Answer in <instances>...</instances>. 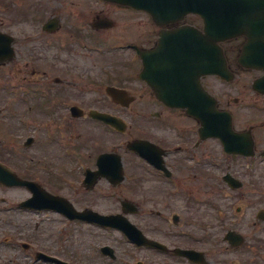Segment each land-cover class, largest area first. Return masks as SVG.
<instances>
[{
  "label": "flooded vegetation",
  "instance_id": "flooded-vegetation-1",
  "mask_svg": "<svg viewBox=\"0 0 264 264\" xmlns=\"http://www.w3.org/2000/svg\"><path fill=\"white\" fill-rule=\"evenodd\" d=\"M87 13H91V11L85 4L81 13L83 18ZM109 16L110 13L106 12L96 18L97 20L108 19ZM126 16L131 18V23L123 25L124 31L120 39L121 41H130L125 46L126 54L118 57L112 55L114 53L111 52L109 64L101 73V77L96 80L105 82L106 86L127 90L131 103L125 108L121 104L113 102L102 93L100 88L95 87L92 92L95 93V98L90 101L89 106L111 116L134 117V132L131 139L145 140L148 141V144L145 145L144 150L142 148L137 152H130L124 148L123 142L106 146L107 143L99 149L93 148L94 154L61 159L69 165L60 163L52 166L53 161L60 159L52 158L49 161L47 157H44L46 161L42 164V170L38 169L37 174H40L38 178H35L37 174L23 168L24 172L20 178L34 181L47 193L58 197L51 199L50 203L49 198L43 196L44 200H40L41 209L38 210H29L21 206L22 202L31 196L28 189L23 187L24 196H21L15 193L19 188L0 184V256H8V230L13 232V230L28 226L26 217L34 212L40 217L38 225L41 239L39 252L63 258L70 264H196L178 255L176 252L180 249L205 251L203 253L207 264H212L213 256H226L227 252L212 253L203 249L206 243H211L216 247L224 245L231 254H239L241 262L245 256H259L247 254L253 249L252 247H255L251 246V243H255L256 240L251 235L245 234L249 224H243L241 219L236 222L229 219L226 226H223V223L219 226L220 229L226 228L225 232L231 230L243 235L244 242L238 248L234 247L232 242L225 241L224 237L223 240L220 236L217 240L213 239L218 236L215 232L213 234L203 233V215L200 211H203L204 204L198 197V193L204 187L199 183L198 178L200 162L214 161L221 155L225 158L234 155L225 154L218 139L202 138L199 133L200 125L194 117L188 115L186 110L167 108L156 99L155 94L146 83L140 80L142 62L134 49L145 50L155 47L161 31L171 32L178 27H187L191 23L189 17L185 16L176 23H164L158 26L148 15L142 16L140 11L128 9ZM142 19H144V25L141 24ZM86 24L84 22L85 27ZM92 24L93 22L90 23V26ZM112 26L118 27L116 22H113ZM196 27L202 29L199 19L196 20ZM144 28L145 30L142 32ZM244 41L245 38L238 37L220 44L225 57V69L229 77L224 79L214 76L208 79L209 77H199V75L196 78L192 77L194 79L192 85L181 88L186 93L177 97L198 101L204 96L206 90L214 97L216 108L231 115L235 131L253 133L256 126L251 125V118L244 112L248 110V107L253 106L254 96L264 106V94L253 90L254 81L263 76L264 72L241 66L239 58ZM158 63L159 61L155 62V64ZM59 69L56 64L49 65V63L43 62L35 71H30V74L40 77L39 82L41 80L42 82L39 84L44 86V90L46 88L48 93L63 94L68 90V98L73 99L69 90L75 84L66 78L70 72L67 68ZM49 75H53V77L51 78ZM87 80L93 82L94 78L85 77V84ZM172 89L180 90V88ZM82 94L83 89L77 96L80 98ZM48 113L61 116L66 113L70 115L71 111L70 107L55 108L48 110ZM258 120L263 121L264 118L260 117ZM103 126L112 129L109 126ZM259 126L264 129L263 124ZM140 130H144L147 137L140 136ZM115 136L119 137L117 134ZM102 153H115L122 158L125 179L116 186L102 176L93 175L95 180L89 181L92 178L88 177L85 181V172L97 170L98 155ZM127 154L131 156L132 162L127 161L125 157ZM142 155H146L149 160ZM236 158L244 159L243 157ZM76 160L85 165L81 171L79 167L75 166L74 161ZM150 161L161 164L163 170L155 168ZM0 162L8 168V161L0 160ZM148 181H153L154 186L147 187L145 183ZM217 191L219 192V190ZM229 191L240 193L239 197H251V189H229ZM212 192L215 191L212 190ZM241 204L244 208L245 204ZM109 205L111 208H108ZM211 205L214 208L217 207V205ZM71 207L77 211H92L100 215H107L114 210H116L114 212H122L124 208L133 210L134 225L144 236L162 244L164 248L158 250L129 244L133 255L123 252L121 256H116L115 260L110 256L99 254L94 251V245L100 250L103 246V239L106 238L105 233L109 229L73 218L70 213ZM210 212L214 213L215 210ZM217 213L219 214V211ZM190 224L196 226V230H192L191 233L188 232ZM239 225L246 229L239 230ZM209 228H211L210 225ZM78 229L86 230L89 244L87 250L90 252L84 256L76 253L75 241ZM212 229L214 230L215 226H212ZM93 232H96V236L93 235ZM12 238V236L9 237L10 243ZM93 238L96 243L93 242ZM48 239L50 240L48 241ZM25 247V250H32L29 245ZM6 261L8 264V259Z\"/></svg>",
  "mask_w": 264,
  "mask_h": 264
},
{
  "label": "rangeland",
  "instance_id": "rangeland-1",
  "mask_svg": "<svg viewBox=\"0 0 264 264\" xmlns=\"http://www.w3.org/2000/svg\"><path fill=\"white\" fill-rule=\"evenodd\" d=\"M10 1L11 0H0V31L13 36L15 40V58L10 63L0 64V153H7L4 156L9 159L10 166L15 169H20L24 163H27L34 168L36 172H39V168L42 170V164L44 163L42 158L47 157L50 161L52 158L60 159L62 156H68L64 154V151L67 149L65 143H71L69 138L71 135L74 139L73 143L78 141L88 144L85 149L83 148L80 151L81 156L94 154L93 148L99 149L103 147L106 141L115 140L114 142L116 143L117 140H124V138L120 139L110 136L109 132L103 133L96 124L85 120L84 122L71 120V126L64 135V131L61 129L62 123L60 122L62 119L60 117L47 116L45 113L43 116L37 115L39 109L35 107V103L41 102L38 100L40 95L32 94L30 86L34 85V83H38L40 77L31 75L30 71H35L42 62H55L53 63L55 65L57 64L56 61H63L61 64L70 68L68 69L70 72L68 77L70 79L67 75L66 78L75 84L73 88L69 90L73 97L72 101H91L93 98L90 93L80 98L77 96V94L81 92V89L87 92L91 90V86L85 85V82H83L85 76H92L91 74H87L85 70L89 72L91 69L92 74L97 73L105 63V56L100 57V55L97 54L101 48L96 51V49H92L91 44H94L97 39L102 42L101 45H104V43H107V45L117 43V40H120L123 35V25L131 23V18L126 16L125 13L118 11L117 13L114 11L115 14H113L111 9L95 3L94 0ZM83 3H87V8L91 7L92 10L91 13H87L84 16L86 20H94L96 16L102 15V13L106 14L107 12L110 13V19L113 17L119 22L117 23L118 27L95 35L97 37L95 41H93L92 37L82 41L75 39L73 36L71 37V31L77 29V25L79 21H81V18L78 17L81 16L83 18V15L78 12ZM7 4L8 6L6 7L5 5ZM35 5L41 6V9L35 11L34 9L36 8H33ZM30 6L33 8V10L29 11L32 16H29V20H26V18H24L25 11H28ZM53 16L60 19L59 30H57V32L55 31L56 33L53 32L50 34L42 32L41 24ZM190 20H192V18ZM191 22L195 24V22ZM141 24L144 25L143 19ZM64 45L68 48V51L62 49ZM112 55L120 56L116 53ZM9 69H11L10 73L8 72ZM27 72L28 74H26ZM52 76L53 75H51V77ZM8 83L13 86L17 85V89L15 90L16 96H8ZM27 86H29V88H27ZM24 96H27L28 99ZM34 99L36 102H34ZM253 101H257L255 96L253 97ZM46 105L45 107L51 106V104ZM12 110L15 113H13ZM244 113L251 118L252 125L257 126L254 135H260L262 137L261 142H258L257 150H263L264 129H259L261 127L257 120L255 108L248 107V110ZM124 118L130 122L132 121L130 117L124 116ZM49 122L53 124V126H51L52 129L48 127ZM130 125L132 126L131 129L134 130V122ZM50 133L54 134V137L48 140L47 137ZM139 134L142 137H147L144 130H140ZM7 135L8 137L6 138ZM28 137L33 138V143L26 147L24 146V142ZM56 142H58L57 146L55 144ZM52 144H55V147ZM109 145L111 144H107L106 146ZM3 147H8V151L7 149H2ZM39 160H41V163H39ZM127 161L132 162L129 157H127ZM214 161V165L203 163L206 167L199 168L198 170L199 183L202 186L204 185L203 189L198 193V197L201 203L203 201L206 203L203 207V211H200L203 215V233L213 234V232H215L218 236L213 237V239L217 240L219 236L222 237L226 231L221 230L222 228L220 229L219 226L222 223L223 226H226V222L229 219L232 222L240 220V218L235 217L232 213L235 202L236 205L237 203H244V217L247 218L251 216V223L254 220L256 221L255 216L257 210L264 207V196L260 193L264 190V160L257 158L251 160L250 163L244 160H236L234 162L231 160L226 161L224 157L221 156ZM52 163V166H56L63 162L55 160ZM218 165L219 169L216 168ZM226 171L242 180L244 184L242 190L251 189V197H239L240 193L238 192H230L229 194V190L221 181V176ZM216 177H218V180ZM154 184L153 181L145 183L149 188L154 186ZM212 190L215 192H212ZM217 190H219V192ZM15 193L24 196V192L20 190H16ZM182 201L184 202V200ZM210 202L215 203L217 206L221 205L220 212L222 214L219 216L220 219L217 217L216 213L213 218L210 216ZM108 208H111V205H109ZM26 220H28L29 224L21 230L23 235L8 231V242L10 240L9 237H13L11 242L12 245L8 244V256H0V264H6L7 259L8 264H44L36 261L35 257L31 256L29 251L24 252L20 247L21 243H31L35 249L40 247V229L35 227V217L30 215L26 217ZM244 222H246V220L243 221V224ZM209 225L211 228H209ZM212 226H215L214 230ZM194 229L196 230V226L190 224L189 232ZM238 229L243 231L246 228L239 225ZM254 229H264V227L255 228L251 224V229L246 230L245 234H250L252 237L256 238V243L254 244H258L259 240L264 241V231L261 232V230ZM86 237V230L78 229L75 243L77 245L76 253L80 256H84L90 252L87 250L89 244ZM119 237L117 233L110 232L107 234V240L105 242L113 246L118 256H121L119 254H122L126 247L121 245ZM49 240L50 239H48V241ZM93 242L96 243L95 238H93ZM9 247H11L12 250ZM203 248L212 253L227 252L226 256H213V258H211L212 264H218V262H221V264H244L238 260V258L241 259L239 254H231L224 245L216 247L211 243H206ZM126 250L128 249L126 248ZM126 250L124 252L128 253ZM260 264L264 263L260 262Z\"/></svg>",
  "mask_w": 264,
  "mask_h": 264
},
{
  "label": "water",
  "instance_id": "water-1",
  "mask_svg": "<svg viewBox=\"0 0 264 264\" xmlns=\"http://www.w3.org/2000/svg\"><path fill=\"white\" fill-rule=\"evenodd\" d=\"M117 2L119 4L128 5L137 9H141L149 13L154 20L159 21L161 19L167 21H173L183 17L186 14L199 15L204 21V54H213L219 52L215 49H210V45H215L216 42L222 41L227 38H231L235 35H245L249 41L259 40L264 42V0H108ZM192 33H189V37H192ZM6 42V49L2 50V55H12L10 49V38L0 34V44ZM263 42L261 44H263ZM4 47V46H3ZM255 44L250 42L245 45V51L248 48H254ZM181 52V47L178 48ZM186 50V48H185ZM189 51H194L192 46H189ZM197 52V51H195ZM252 67L262 69L260 64H252ZM219 70L215 64L209 65L205 62L204 74H214ZM256 82V87H257ZM212 104H210L209 102ZM181 107L182 104H175ZM204 115L200 114L199 117L202 120L203 128L202 132L210 133L214 137H220L227 150L236 152L238 136L232 133L229 125L225 126V123L218 117V113L214 111L213 101L205 96L204 100ZM193 114L198 117L196 111ZM207 135V134H205ZM241 146L251 148L245 144L242 140ZM6 170L0 171V180L4 181L8 185V177L12 176V182L14 185H23L25 182H19L15 177ZM37 194V192H35ZM111 218H105V221L109 222ZM108 225V224H107ZM185 255L192 257L191 255L197 254L193 251L184 252Z\"/></svg>",
  "mask_w": 264,
  "mask_h": 264
}]
</instances>
